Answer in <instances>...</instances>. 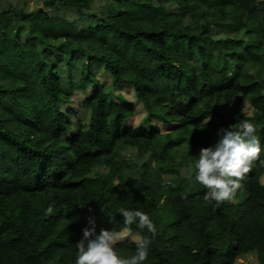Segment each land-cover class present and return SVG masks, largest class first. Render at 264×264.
Instances as JSON below:
<instances>
[{"label": "trees", "instance_id": "1", "mask_svg": "<svg viewBox=\"0 0 264 264\" xmlns=\"http://www.w3.org/2000/svg\"><path fill=\"white\" fill-rule=\"evenodd\" d=\"M102 1L95 15L92 0H46L49 15L0 0V264H75L89 220L102 213L111 220L104 230L121 231L122 208L144 212L157 229L143 264H237L248 254L264 264V1ZM34 40L82 57L53 63ZM93 65L115 84L128 82L173 130L125 128L131 110L97 92L67 137L72 126L58 101L95 82ZM242 120L257 128L260 158L233 202L206 200L207 189L187 174L196 171L198 150ZM145 153L173 174L169 183L139 161ZM100 167L104 175L89 177ZM131 232L151 239L136 224ZM115 251L131 258L136 244Z\"/></svg>", "mask_w": 264, "mask_h": 264}, {"label": "clouds", "instance_id": "2", "mask_svg": "<svg viewBox=\"0 0 264 264\" xmlns=\"http://www.w3.org/2000/svg\"><path fill=\"white\" fill-rule=\"evenodd\" d=\"M244 110V109H243ZM210 120V119H209ZM234 130H221L220 141L210 148H202L195 164V180L207 189L206 200L217 203L233 202L237 191L242 188L246 175L260 158L261 141L257 128L248 120H242ZM52 207L47 209L51 215ZM123 217V231L101 229L95 231V221L90 219V228L83 229L82 239L75 245V264H143L148 258L149 245L157 235V229L147 214L139 210L120 209ZM147 229L151 239L132 235L131 226ZM125 238L136 244V254L123 258L115 251V246Z\"/></svg>", "mask_w": 264, "mask_h": 264}, {"label": "rangeland", "instance_id": "3", "mask_svg": "<svg viewBox=\"0 0 264 264\" xmlns=\"http://www.w3.org/2000/svg\"><path fill=\"white\" fill-rule=\"evenodd\" d=\"M13 6L22 9L28 12H35L37 10H43L49 15L54 13L53 7H45L44 2L46 0H8ZM264 1V0H263ZM104 4L102 0H92L90 11L95 15H98L99 8ZM60 8V6H58ZM176 11V8H172ZM73 13L66 12V18L72 19ZM92 23L90 18H87V24ZM187 24L188 21H185ZM18 37L22 41H27V32L23 27L18 29ZM227 35V34H226ZM228 36L232 38L239 37L240 34L230 33ZM37 49L38 53L44 55L45 60L52 61L53 63L61 62L63 59L67 58V61L71 63L74 58L82 57L79 53L74 51H69L66 53V50L60 46L59 42L51 41L48 44H41L38 40L32 42ZM187 60L199 71V61L194 53H190ZM91 72L95 76V82L93 84H88L85 86L84 90L73 91L70 100L64 101L60 99L58 101V109L66 117L68 123H70L71 130L68 133L67 137H70L77 128L85 122V113L83 112V104L90 100L97 92H103L107 95L108 101H115L119 105L126 107L131 110V114L124 120L125 128H135L140 127L145 131H150V129L157 127L162 134L168 133L173 130L174 125L167 126L164 125L160 119L152 114H149L141 102L136 98L132 86L128 82L114 83L113 78L109 73L103 71L100 66L93 65L91 67ZM244 109V110H243ZM242 112L246 117L251 116V108L247 104L242 105ZM200 153V150H198ZM125 157L131 156L129 152L124 154ZM139 161L147 162L150 166L156 167L153 163L152 155L145 153L139 157ZM159 171L163 181L169 183L173 179V174H171L167 169L156 167ZM107 172L105 168H94L89 177H94L95 175H104ZM192 176L195 178V173L190 171L187 174V178ZM76 181V180H74ZM264 185V176L260 181ZM111 223V220L108 217L103 216L99 213L98 218L95 223V230L100 232L101 229H104ZM124 230V229H123ZM121 230V231H123ZM132 235H137L136 233L131 232ZM126 242L135 243L131 238H125L117 244H123ZM237 264H257V260L254 254H248L238 259Z\"/></svg>", "mask_w": 264, "mask_h": 264}]
</instances>
